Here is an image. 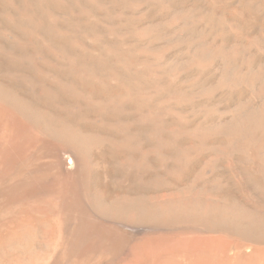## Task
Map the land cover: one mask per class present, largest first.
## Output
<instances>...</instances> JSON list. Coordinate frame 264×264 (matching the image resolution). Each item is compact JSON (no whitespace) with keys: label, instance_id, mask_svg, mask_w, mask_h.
I'll return each mask as SVG.
<instances>
[{"label":"bare ground","instance_id":"obj_1","mask_svg":"<svg viewBox=\"0 0 264 264\" xmlns=\"http://www.w3.org/2000/svg\"><path fill=\"white\" fill-rule=\"evenodd\" d=\"M139 231L177 236L138 264H264V0H0V264Z\"/></svg>","mask_w":264,"mask_h":264},{"label":"rangeland","instance_id":"obj_2","mask_svg":"<svg viewBox=\"0 0 264 264\" xmlns=\"http://www.w3.org/2000/svg\"><path fill=\"white\" fill-rule=\"evenodd\" d=\"M97 154V155H96ZM95 155H96V162L98 163V166H99V175H100V173H101V175L99 176L98 175V180H97V187L100 189H105V190H103V191H105V192H107V194L108 195H112V196H114V195H117L120 191H119V189L116 187V186H114L113 185V182L111 181V179L109 178V177H107V173H105L107 170H108V173H111V171L113 170V166L111 167H106V165L108 166V165H111L112 163H111V158H110V156L108 155V154H106V153H102V152H97ZM105 154H106V156L107 157H105ZM98 155H99V157H98ZM103 156L106 158H103ZM100 158L99 160H98V158ZM102 158V159H101ZM102 160V161H101ZM104 160H109V161H107V162H105ZM104 161V162H103ZM105 163H106V165H105ZM103 166H102V165ZM100 166L102 167V169L100 168ZM105 167V168H104ZM107 168V169H106ZM109 168V169H108ZM106 174V175H105ZM103 175H105L104 177H103ZM107 177V178H106ZM109 178V180H107ZM109 181V182H108ZM186 181H188V180H186ZM189 182V181H188ZM191 182V181H190ZM189 182V183H190ZM189 183H187V182H182V183H179V185H184V186H186V185H188ZM104 187H106V188H104ZM112 187V188H111ZM117 190L119 191V192H117ZM116 191V192H115ZM150 232V231H149ZM148 231H142V232H138V234H139V236H138V234H137V232L135 233L136 235H133L132 236V239H130V243H128L127 245H126V247H125V249L123 250V252H122V254L120 255V257H118V259H116L115 260V263L113 262L112 264H138L137 263V255H136V252H134V248H135V242H136V240H137V242H140L141 240H144V239H146V238H149V237H155V238H157L158 239V241H159V243L161 244V246L162 245H166L167 243H169V242H172L171 240H173L174 241V236H177L175 233H171V232H168L169 234H167L165 237H160V235L159 234H153L152 232H150L149 233ZM196 234H187V236H189V237H193V236H195ZM134 236H136L135 238H136V240L133 238ZM136 242V243H137ZM129 244H131V245H129ZM132 247V248H131ZM164 248V247H163ZM162 250V249H161ZM135 253V254H134ZM136 260V261H135ZM117 261V262H116ZM132 261V262H131ZM131 262V263H130ZM141 264V263H140ZM146 264H149V262H147Z\"/></svg>","mask_w":264,"mask_h":264}]
</instances>
